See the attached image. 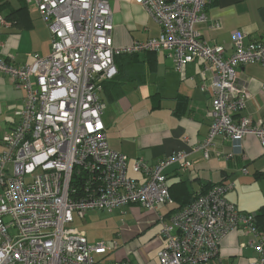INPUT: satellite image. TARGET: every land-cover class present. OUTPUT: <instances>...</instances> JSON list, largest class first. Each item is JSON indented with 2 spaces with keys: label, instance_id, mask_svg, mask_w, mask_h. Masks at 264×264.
Returning <instances> with one entry per match:
<instances>
[{
  "label": "built area",
  "instance_id": "obj_1",
  "mask_svg": "<svg viewBox=\"0 0 264 264\" xmlns=\"http://www.w3.org/2000/svg\"><path fill=\"white\" fill-rule=\"evenodd\" d=\"M31 1L49 30L50 52L25 65L0 59V74L26 93L15 126L1 139L0 264H98L93 254L107 250L68 227L74 214L83 218L91 210L130 204L156 212L173 203L163 171L174 163L188 170L187 153L173 152L154 165L135 160L140 182L127 176V156L107 142L100 93L117 73L116 56L166 52L178 71L202 60L198 86L210 96L209 131L195 149L208 159L219 136H253L264 149V119L243 114L248 96L236 72L248 63L264 64V36L245 46L243 34L234 32L233 53L224 57V47L209 46L197 29L207 22L208 0H134L160 31L127 47L113 44L114 0ZM231 187L215 185L166 220L159 216L165 239L159 264H228L220 260L219 246L236 230L249 236L246 247L257 254L252 264H264V221L226 199Z\"/></svg>",
  "mask_w": 264,
  "mask_h": 264
},
{
  "label": "crops",
  "instance_id": "obj_2",
  "mask_svg": "<svg viewBox=\"0 0 264 264\" xmlns=\"http://www.w3.org/2000/svg\"><path fill=\"white\" fill-rule=\"evenodd\" d=\"M110 7L115 47L158 37L159 26L134 0H114ZM205 14L207 22L197 26L201 39L211 47L223 46L224 57L233 53L234 32L243 34L245 46L264 36V0H208ZM0 17L5 23L0 24V59L25 65L49 54L50 33L33 1L0 0ZM203 64L197 59L178 71L166 52L114 58L117 73L100 93L105 105L102 121L109 146L127 156V176L142 182L141 175L132 170L135 160L154 165L178 151L188 154L191 167L183 171L174 163L163 171L172 190V204L159 206L156 212L136 204L117 208L116 221L110 220L118 244L105 254L94 255L96 262L159 264L158 253L165 246L159 216L166 220L193 197L219 184L231 185L226 199L263 223L264 149L259 141L253 136L240 141L219 136L208 159L195 149L209 131L206 114L210 96L198 86ZM236 72L237 82L248 96L243 114L254 121L264 119V64L248 63ZM25 96L24 89L0 74V153L1 139L15 126ZM228 154L232 156L226 158ZM99 216L98 210L88 211L83 218L73 216L72 223L86 230L87 244L94 241L89 228L99 222ZM248 240L241 230L230 232L220 242V260L228 264L255 262L257 254L246 247Z\"/></svg>",
  "mask_w": 264,
  "mask_h": 264
},
{
  "label": "rangeland",
  "instance_id": "obj_3",
  "mask_svg": "<svg viewBox=\"0 0 264 264\" xmlns=\"http://www.w3.org/2000/svg\"><path fill=\"white\" fill-rule=\"evenodd\" d=\"M98 211L100 212L99 222L98 223L95 222V224L91 226V228H89L91 229V233H92V237H94V241L90 243L88 242V245L94 246V245L102 244L106 248L107 251L111 249L113 250L115 246H117L118 240L115 237L114 231L112 230V221L110 220V218H113V222H115L116 220L114 219V217L117 214H119L120 211H117V209H114L112 211H107V210H98ZM105 221L107 222L106 224H105ZM77 226H78L77 222H74L68 225L69 228H73V229H76L82 232L86 237V232H85L86 230H83V229L81 230L77 228ZM93 257L95 258L94 254H93ZM108 262H117V261L103 260L99 262L98 264H107Z\"/></svg>",
  "mask_w": 264,
  "mask_h": 264
},
{
  "label": "trees",
  "instance_id": "obj_4",
  "mask_svg": "<svg viewBox=\"0 0 264 264\" xmlns=\"http://www.w3.org/2000/svg\"><path fill=\"white\" fill-rule=\"evenodd\" d=\"M122 55H128V54H122ZM130 55H133V54H130ZM120 56V55H119ZM117 57V56H116ZM170 190V194H171V196H172V198H173V195H172V190L171 189H169ZM194 199V197L190 200V202L192 201ZM259 221L261 222L262 220H260L259 219Z\"/></svg>",
  "mask_w": 264,
  "mask_h": 264
}]
</instances>
